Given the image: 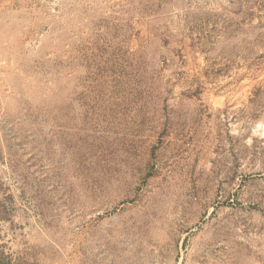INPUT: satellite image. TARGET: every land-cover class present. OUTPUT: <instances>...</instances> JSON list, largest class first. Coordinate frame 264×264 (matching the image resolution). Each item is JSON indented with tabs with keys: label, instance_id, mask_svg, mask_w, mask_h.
Instances as JSON below:
<instances>
[{
	"label": "rangeland",
	"instance_id": "1",
	"mask_svg": "<svg viewBox=\"0 0 264 264\" xmlns=\"http://www.w3.org/2000/svg\"><path fill=\"white\" fill-rule=\"evenodd\" d=\"M0 264H264V0H0Z\"/></svg>",
	"mask_w": 264,
	"mask_h": 264
},
{
	"label": "trees",
	"instance_id": "2",
	"mask_svg": "<svg viewBox=\"0 0 264 264\" xmlns=\"http://www.w3.org/2000/svg\"><path fill=\"white\" fill-rule=\"evenodd\" d=\"M1 254V253H0Z\"/></svg>",
	"mask_w": 264,
	"mask_h": 264
}]
</instances>
